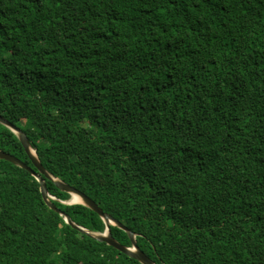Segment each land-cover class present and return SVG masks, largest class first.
Returning a JSON list of instances; mask_svg holds the SVG:
<instances>
[{
    "label": "trees",
    "instance_id": "trees-1",
    "mask_svg": "<svg viewBox=\"0 0 264 264\" xmlns=\"http://www.w3.org/2000/svg\"><path fill=\"white\" fill-rule=\"evenodd\" d=\"M0 116L156 264H264V0H0ZM41 193L0 160V264H141Z\"/></svg>",
    "mask_w": 264,
    "mask_h": 264
},
{
    "label": "water",
    "instance_id": "water-1",
    "mask_svg": "<svg viewBox=\"0 0 264 264\" xmlns=\"http://www.w3.org/2000/svg\"><path fill=\"white\" fill-rule=\"evenodd\" d=\"M0 123L8 126L10 130H12L18 137L20 143L22 144L29 160L32 163V166H29L27 163L19 159L18 157L10 154V152H5L0 149V160H8L10 163L29 171L41 184V191H42V199L46 206L50 208L51 210L57 212L61 216H65L64 221L71 226L72 229L78 230L79 232L87 235L88 237L94 239L95 241L106 244L108 247L111 246L118 250L119 252L129 256L130 258H133L137 261H139L141 264H156L151 258H149L137 245L136 241V235L126 226H124L121 222L113 218L112 216H109L105 214L102 209L99 208V206L88 196L85 195L82 191L78 190L74 186L66 183L65 181L56 178L53 176L49 170H47L43 164L41 163L36 150L33 149L27 135L25 132H23L20 128L15 126L13 123H11L8 119L0 116ZM46 179L52 180L56 183L57 187L65 193H68L72 197V202L69 204H81L83 207L89 209L90 211L97 214L103 222L106 224L107 230L104 234H95L91 233L89 231H86L77 225L73 223L71 218L66 215L64 212L60 211L52 202V200H56L55 197H53L49 193V188ZM77 197L78 201L74 202L73 198ZM117 226L118 228L125 231L132 243L131 247L125 246L122 243H120L118 240H116L111 232H110V226Z\"/></svg>",
    "mask_w": 264,
    "mask_h": 264
},
{
    "label": "bare ground",
    "instance_id": "bare-ground-1",
    "mask_svg": "<svg viewBox=\"0 0 264 264\" xmlns=\"http://www.w3.org/2000/svg\"><path fill=\"white\" fill-rule=\"evenodd\" d=\"M73 201H74V202H77V201H78V198H77V197H74V198H73Z\"/></svg>",
    "mask_w": 264,
    "mask_h": 264
},
{
    "label": "rangeland",
    "instance_id": "rangeland-1",
    "mask_svg": "<svg viewBox=\"0 0 264 264\" xmlns=\"http://www.w3.org/2000/svg\"><path fill=\"white\" fill-rule=\"evenodd\" d=\"M72 202V198H71V200L70 201H68V203H71Z\"/></svg>",
    "mask_w": 264,
    "mask_h": 264
}]
</instances>
